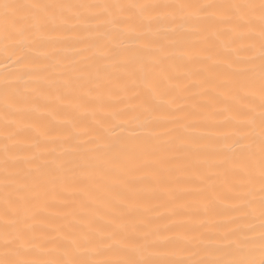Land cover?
I'll use <instances>...</instances> for the list:
<instances>
[{
  "label": "snow or ice",
  "instance_id": "1",
  "mask_svg": "<svg viewBox=\"0 0 264 264\" xmlns=\"http://www.w3.org/2000/svg\"><path fill=\"white\" fill-rule=\"evenodd\" d=\"M177 19L196 42L161 43L162 26L175 34ZM49 30L74 39L94 33L96 51L88 56L81 47L83 63L50 69L27 52ZM0 45L6 59L43 69L0 80L4 131L20 129L0 149V264H264V0H0ZM194 62L197 72L188 68ZM181 72L199 85L198 99L186 98L191 89L176 79ZM50 99L54 106L40 103ZM112 101L125 107L118 112ZM36 112L39 122L18 120ZM169 118L188 127L221 121L227 150L202 154L204 137L169 142L154 134L151 126ZM125 122L134 127L124 129ZM24 127L32 130L30 146L17 155L9 141ZM170 165L192 167L197 210L240 226L223 233V246L203 249L206 258H171L181 247L169 235L176 228L153 227L149 218L139 185L174 195ZM213 176L223 177L219 187L209 183ZM74 190L81 196L70 208H52ZM185 214L173 200L168 219ZM53 215L64 223L53 227Z\"/></svg>",
  "mask_w": 264,
  "mask_h": 264
},
{
  "label": "bare ground",
  "instance_id": "2",
  "mask_svg": "<svg viewBox=\"0 0 264 264\" xmlns=\"http://www.w3.org/2000/svg\"><path fill=\"white\" fill-rule=\"evenodd\" d=\"M48 2V0H45ZM63 2L78 3L80 0H63ZM91 2H103V0H91ZM165 2H179V0H165ZM187 2H223V0H187ZM183 21L177 19V22L172 25L176 28V33L168 31L165 32L163 29L166 25L161 28V43L165 46L169 45V41L166 37H174L177 40H182L185 45H191L196 42L191 37L194 36L193 33L189 32L186 28L179 27ZM35 43L27 50L28 55L36 57L39 61L43 62L49 66L50 69L63 68L65 64H71L73 59L83 63L79 49L82 47L85 49V55H92L96 49L93 47V42L95 40V34H89L88 32L82 33L80 39H74L69 33L64 30L52 31L49 30L46 33L38 34L33 38ZM87 41V43H84ZM219 44V42H217ZM111 47V45H108ZM2 48V45H0ZM214 52L227 51L220 47L213 49ZM15 57L11 60L6 59V57L0 53V80L5 76H16L21 73L27 72L29 70L41 71L42 68L38 66H33V69L25 68L23 65H18L15 62ZM179 62V57L176 58ZM188 68L192 72H197L199 65L197 63H192L188 65ZM176 79L180 82L181 86H188L191 91L186 93V98L191 102L198 99L199 85L194 84L191 80H187L183 72H181ZM29 83H37L35 79L28 81ZM41 104L48 103L54 106V102L50 99L48 101L41 100ZM114 104L119 106L116 111H120L121 108L125 106L119 104L118 101H112ZM219 103L228 104L232 103L231 100L225 97H220ZM3 105L0 103V149L3 148V143L5 138L9 134H14L19 131V126H13L12 133H7L4 131V120H3ZM42 117V112L32 113L31 115H25L23 117H18V120H22L26 125L28 123L39 122ZM44 119H47L44 117ZM125 121H132L133 115L129 114L124 116ZM190 121L174 122L171 118L166 120H160L155 122L151 127L154 134L163 136L166 140L171 142L175 136H186V137H204V139L199 141V151L203 153H211L215 151H226L227 146L225 140L227 139L228 130L222 127V122H215L214 125H209L207 123H200L197 127H188ZM217 127L220 130L215 135H207L206 129L209 127ZM134 127V123L125 122L123 124L124 129H130ZM173 129V133L170 135L168 129ZM137 132L141 136L144 135L143 131L137 129ZM117 133L122 136L128 135L127 131H121L117 129ZM32 130L31 128L24 127L20 135L16 136L15 140L9 141V146L13 148L17 155H25L28 152L30 146ZM3 158L2 151H0V159ZM180 159H187L189 165H191L192 157L181 155ZM174 173L171 184V192L174 195H170L165 191H158L155 194L149 192L144 184L139 185V191L145 199V203L150 209L149 218L154 221L153 227H163L168 225L170 227L176 228L175 232L169 233L174 239H177L181 243V247L175 248L176 253L171 258L173 259H192L198 260L205 257L203 249L205 248H215L226 244L223 240V233L229 232L232 229L240 227L234 224L232 220L227 216H221L217 214L205 213L202 208L197 210L198 201L200 198L201 189L197 188L196 185L200 181L196 178L195 173L191 166L184 168L180 171L176 165H170ZM223 177L217 178L213 176L209 183H214L218 187L222 184ZM64 195L67 200L63 202H52L53 209H65L70 208L73 205V197L81 196L79 190H74L73 192H66ZM258 199V196H257ZM173 200H178L180 203L186 206L187 214L181 215L173 220H169V206L172 205ZM47 214V213H45ZM195 217V219H193ZM240 217V214H237ZM52 226L59 227L64 223L63 215H53L51 217ZM255 223L258 225L259 220L256 219ZM51 230V229H50ZM245 230L247 227L245 226ZM258 239V236L256 237Z\"/></svg>",
  "mask_w": 264,
  "mask_h": 264
}]
</instances>
